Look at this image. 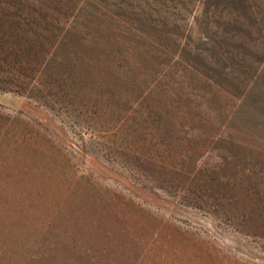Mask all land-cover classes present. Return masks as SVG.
<instances>
[{"label": "rangeland", "instance_id": "obj_1", "mask_svg": "<svg viewBox=\"0 0 264 264\" xmlns=\"http://www.w3.org/2000/svg\"><path fill=\"white\" fill-rule=\"evenodd\" d=\"M0 264H264V0H0Z\"/></svg>", "mask_w": 264, "mask_h": 264}, {"label": "trees", "instance_id": "obj_2", "mask_svg": "<svg viewBox=\"0 0 264 264\" xmlns=\"http://www.w3.org/2000/svg\"><path fill=\"white\" fill-rule=\"evenodd\" d=\"M118 173H119V175L122 176V173H120V172H118ZM218 181L221 184H223L224 186L229 185L232 188L233 187H236L237 188V186H240L241 184H243L245 182H260V183H262L261 178L258 177V178H255L254 179V177H251V176L246 175V174H244V175H236V176H233L232 178H225L224 180H219L218 179ZM129 183L134 188H138V189H141V190H143L145 188V186H143L141 184H136V183L132 182L131 180H129ZM150 191L152 193H155L152 189H150ZM226 202L228 204H232V201H230V200H226ZM224 204H226V203L224 202ZM192 205H194L195 207H198V208L204 207L200 203H198V204L195 203V204H192Z\"/></svg>", "mask_w": 264, "mask_h": 264}]
</instances>
